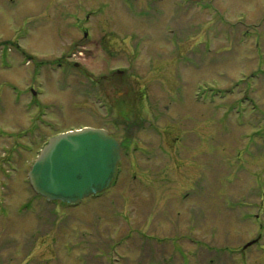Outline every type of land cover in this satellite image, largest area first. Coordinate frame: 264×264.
Returning <instances> with one entry per match:
<instances>
[{
  "label": "rangeland",
  "instance_id": "1",
  "mask_svg": "<svg viewBox=\"0 0 264 264\" xmlns=\"http://www.w3.org/2000/svg\"><path fill=\"white\" fill-rule=\"evenodd\" d=\"M135 79L163 114L130 135L145 153L127 143L118 182L78 204L23 211L51 137L137 129L118 94ZM0 168V264H264V0H0Z\"/></svg>",
  "mask_w": 264,
  "mask_h": 264
},
{
  "label": "water",
  "instance_id": "2",
  "mask_svg": "<svg viewBox=\"0 0 264 264\" xmlns=\"http://www.w3.org/2000/svg\"><path fill=\"white\" fill-rule=\"evenodd\" d=\"M120 160L116 138L104 128L84 127L53 136L29 177L33 188L48 200L77 203L105 190L115 178Z\"/></svg>",
  "mask_w": 264,
  "mask_h": 264
},
{
  "label": "flooded vegetation",
  "instance_id": "3",
  "mask_svg": "<svg viewBox=\"0 0 264 264\" xmlns=\"http://www.w3.org/2000/svg\"><path fill=\"white\" fill-rule=\"evenodd\" d=\"M155 4V3H154ZM90 17H91V15H90ZM85 19L88 21L89 19H88V16H87V18H86V16H85ZM89 22V21H88ZM83 26H84V22H83ZM85 27V26H84ZM86 31H89L90 29L89 28H84ZM91 29H93V25H91ZM96 29V28H95ZM93 31H95V30H93ZM85 35L87 36V34H86V32H85ZM81 48H84V47H81ZM86 69H87V67H85V66H83V67H80V70L82 71V72H84V71H86ZM118 72H123L124 70H122V69H118L117 70ZM111 72L112 73H115L116 71H114V70H112L111 69ZM100 77H105V74H100ZM111 78H113V79H111ZM120 78L119 77H116L115 76V74H112L111 76H108V78L106 79V80H110V83H108V87H106L105 89H103V95H104V97L108 100V96L106 95V94H112L111 93V91H110V89L112 88V87H110L111 85H113L114 86V88H115V85H116V83L118 82V80H119ZM138 79H135V83L136 84H138V81H137ZM120 81V80H119ZM140 86V84H138L137 85V89L135 88V89H133L132 91H130L127 95H126V93H125V90H123V91H118V94H120V96H121V94L122 95H124L125 97L126 96H129V97H131L132 99H134V100H136V101H139L140 102V106L138 105H136L134 108H132L131 110H129V111H127V113H126V117H131L132 115H134V118H137L136 119V121L134 122V125H136V128L137 129H135L132 133H127V131L126 130H130V129H132V128H122V126H121V124H116V122L115 121H112L113 122V124H115V126H116V128H117V131L116 132H118V131H121V132H123V133H125V134H127L128 136H126L125 138H121L120 140H119V143H120V147H121V155H122V158H121V160H120V162H119V164H118V170H117V176H116V179L114 180V182L113 183H117L118 182V180L120 179V177H121V173H122V162H123V156H124V152H127L128 154L129 153H133V151H131L133 148H134V150H136L137 152H139L140 150L143 152V153H145V151L144 150H146L147 148H145L144 147V143L143 144H141V143H139L138 141H132V137H133V140L134 139H136V137H135V134H136V132L138 131V132H140L139 133V137H140V139H143L144 137H145V133H144V131L145 130H148V129H150L151 127L149 126H145L146 125V123H147V121H146V119L144 120L142 117H145V118H149L150 116H155V119H157L158 121H159V119L161 120L162 119V116H163V114L162 113H159V112H152L151 110V112L150 113H148V112H146L145 111V109H147V110H149L148 109V106H147V104H146V102L144 101L146 98H147V96H148V91L146 90V89H139L138 87ZM145 86H147V85H145ZM106 89H108L107 90V92H104ZM98 91H101L100 89L98 90ZM127 91V90H126ZM99 93V92H98ZM100 94V93H99ZM102 95V96H103ZM112 103V102H111ZM110 102H109V105H110V111H113L112 110V108H114V107H112L111 108V106H112V104H111ZM160 114H161V116H160ZM100 127H105V126H100ZM106 128V127H105ZM110 133H111V130L110 129H108V128H106ZM151 129H153V128H151ZM156 130V129H155ZM130 135H132V137L130 136ZM151 135H152V133H151ZM152 138V137H151ZM139 139V140H140ZM152 139H154V138H152ZM162 140H163V143H164V137L162 136ZM137 142V143H136ZM127 143H129V146L131 145V146H133V148L131 149V147L129 148V146H128V144ZM135 144V145H134ZM128 146V147H127ZM163 147H164V145H163ZM162 149V151H163V148H161ZM32 149H30V151H31ZM150 153H153V154H156L153 150H151V151H149ZM18 153V152H17ZM16 153V150H12L10 153H9V155H8V160L9 161H11V163H12V166H17V162L19 161V154H17ZM157 155V154H156ZM152 156V155H151ZM34 159V161H35V159L36 158H33ZM28 162L31 164V160L29 159L28 160ZM163 167H160L159 169H158V171H160L159 172V180H160V178H161V174L163 173V170H164V168L162 169ZM125 170V169H124ZM0 171H1V173L2 174H4V177H6L7 176V174H5V173H3L4 171H3V168H0ZM125 172H126V170H125ZM27 173H28V171H27ZM28 180V184H29V188L31 189V192H30V194L32 195V197H31V200L30 201H28L27 202V204H24L23 205V208H21L23 211H28L29 212V214H31L33 211H34V208H35V206H34V198H35V196H36V192L33 190V188L31 187V184H30V181H29V179H27ZM112 183V184H113ZM4 198L6 199V198H8V195L6 194L5 196H4ZM12 198V197H11ZM0 203L1 204H4L5 202L3 201V199L1 200L0 199ZM6 207V206H5ZM6 208H10V207H6ZM17 208H19V207H16V208H14V209H17ZM15 257H11V263H18V264H31L32 263V261L30 260V256H28L27 258H25V259H23L21 262H18V261H16L15 259H14ZM0 263H4V257H0Z\"/></svg>",
  "mask_w": 264,
  "mask_h": 264
}]
</instances>
